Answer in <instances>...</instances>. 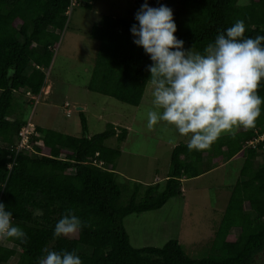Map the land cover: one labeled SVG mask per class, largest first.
Wrapping results in <instances>:
<instances>
[{
	"label": "trees",
	"instance_id": "1",
	"mask_svg": "<svg viewBox=\"0 0 264 264\" xmlns=\"http://www.w3.org/2000/svg\"><path fill=\"white\" fill-rule=\"evenodd\" d=\"M70 1L0 0V201L27 237L24 242L0 239V264H12L14 258V264H36L44 247L75 250L82 264H253L264 251V104L253 127L221 135L207 150L189 152L186 143L175 145L163 185L134 181L125 202L115 171L121 149L105 144L111 136L123 140L124 127L117 131L108 123L104 131L88 136L86 117L78 110L81 135L36 125L30 147L17 149L19 132L28 120L18 111L22 104L13 105L14 94L21 89L40 94ZM147 2L172 9L174 35L184 41L185 48L192 45L202 51L236 19L244 20L245 36L264 35V0ZM135 22L134 17L102 15L91 26L90 35L99 47L87 84L90 91L132 105L141 102L149 75L145 65L150 63L142 47L132 42L129 28ZM9 66L14 68L11 76L7 75ZM257 92L264 97V81ZM252 140L258 141L246 145ZM258 155L263 160L255 165ZM235 156L244 157L240 178L204 256L188 254L175 238L162 246L131 245L124 226L126 216L162 207L171 197L182 195V178L198 176L223 158ZM94 158L102 164H94ZM69 208L90 226L54 238L53 226ZM234 228L238 230L233 232Z\"/></svg>",
	"mask_w": 264,
	"mask_h": 264
},
{
	"label": "rangeland",
	"instance_id": "2",
	"mask_svg": "<svg viewBox=\"0 0 264 264\" xmlns=\"http://www.w3.org/2000/svg\"><path fill=\"white\" fill-rule=\"evenodd\" d=\"M84 1L68 9L67 21L59 32L53 60L46 71V82L42 88L44 93L41 91V94L34 96L28 90L21 89L14 94L13 105L20 107L22 104L18 111L34 126L39 124L74 135L82 134L78 110H82L86 117L88 136L104 131L108 123H113L117 131L121 127L126 128L123 140L111 136L105 141L107 146L121 149V154L115 160V171L116 179L123 188L122 201L125 202L134 181L147 184L158 180L156 183L163 185L164 176L169 171L172 149L179 143H187V137L181 136L173 126L163 121L151 130L145 127L146 110L152 107L149 83L138 105L124 103L87 88L99 47V41L90 35L91 26L102 15L134 17L140 4L132 0H86L91 5L88 7L83 5ZM239 129H234V132ZM255 160L256 165L263 160V156L258 155ZM243 164L244 157L235 156L198 176L184 177L182 195L171 197L162 207L146 211L144 215L133 213L126 216L124 223L132 240L135 236L137 241L162 246L168 240L164 241L168 233L180 240L188 254L204 256L208 250L200 243L207 239L210 242L231 189L240 178ZM105 167L111 168L110 165ZM246 206L249 207L248 204ZM39 213V210H35V214ZM178 219L182 229L179 228ZM170 220L174 226L170 227ZM131 223L138 225L135 232L131 230ZM177 230L181 231L177 233ZM237 230L234 228L233 232ZM158 234L160 243L153 239ZM81 249L89 251L85 246H81ZM15 261L16 258L11 263ZM253 264H264V251L256 255Z\"/></svg>",
	"mask_w": 264,
	"mask_h": 264
},
{
	"label": "clouds",
	"instance_id": "3",
	"mask_svg": "<svg viewBox=\"0 0 264 264\" xmlns=\"http://www.w3.org/2000/svg\"><path fill=\"white\" fill-rule=\"evenodd\" d=\"M134 20L129 28L132 42L150 60L145 65L152 96V107L145 113L148 130L166 122L187 137L186 148L192 152L207 150L222 134H234L238 127L254 126L264 104L257 92L264 81V35L245 36L244 20L236 19L218 31L202 51H194L174 35L173 12L165 4L150 6L144 0ZM13 72L9 66L7 75ZM12 217V211L0 201V239L26 241V233ZM89 226L69 208L54 224L52 235L69 236ZM36 264L82 261L75 250L44 247Z\"/></svg>",
	"mask_w": 264,
	"mask_h": 264
},
{
	"label": "built area",
	"instance_id": "4",
	"mask_svg": "<svg viewBox=\"0 0 264 264\" xmlns=\"http://www.w3.org/2000/svg\"><path fill=\"white\" fill-rule=\"evenodd\" d=\"M82 0H71L70 1V6L69 8H72L73 6L75 5H78ZM86 1V0H85ZM83 2V5L86 4V2ZM36 132L35 130V126L33 125V123L31 122H27L20 130L19 132V135H20V141L18 143V146H17V149L20 150V149H25V148H29L30 145H29V138L32 134H34ZM259 139H262V136L259 137ZM258 140H252V141H248L246 143V145H254ZM98 153H96L97 155ZM93 163L94 164H97V165H101L102 162L101 161H97L95 158L92 159Z\"/></svg>",
	"mask_w": 264,
	"mask_h": 264
},
{
	"label": "crops",
	"instance_id": "5",
	"mask_svg": "<svg viewBox=\"0 0 264 264\" xmlns=\"http://www.w3.org/2000/svg\"><path fill=\"white\" fill-rule=\"evenodd\" d=\"M49 85V84H48ZM42 92L41 93H44V91L43 90H41ZM40 93V94H41ZM49 93V92H48ZM36 124V123H35ZM36 125H39V124H36ZM41 126V125H40ZM226 160H229L228 158H223L222 159V162L221 163H224ZM167 177V175L166 176H164V178H166ZM165 180V179H164ZM158 181V180H157ZM157 181H153V182H148V183H156ZM182 190H183V187H182ZM225 208V207H224ZM224 210V209H223ZM144 214H146L145 212H142V215H144ZM129 217V216H128ZM125 219H126V217L124 218V221H125ZM179 220V228H181L182 229V227L180 226V219H178ZM144 222V221H143ZM143 222H141V224L143 223ZM169 224H171L170 225V227L171 226H174V225H172V224H174L173 222H172V220H170L169 222H168ZM162 225V228L164 227V224L162 223L161 224ZM124 226H125V223H124ZM131 230H133V232H135L136 231V228L138 227V225H135V223L133 224V223H131ZM169 227V228H170ZM125 228H126V226H125ZM165 228H166V226H165ZM170 230L172 231V229L170 228ZM126 231H127V233H128V235H129V238H130V243H131V245L132 246H134V247H137V248H140V247H145V246H159V245H148L146 242L145 243H143V242H141V241H137L136 239H135V236L133 237V240H132V236L130 235V233H129V231H128V229H126ZM181 230H177V233L178 232H180ZM176 233V234H177ZM212 233V232H211ZM160 234H161V232H160ZM160 234H158L155 238H153L154 239V241L155 242H161L160 241ZM171 236H173V235H169L168 233H166V237H165V239H164V241L165 240H169V239H171V238H173V237H171ZM175 237H177L176 235H174ZM167 240V241H168ZM178 240V239H177ZM179 242H180V240H178ZM134 242L136 243V244H138V245H136V244H134ZM166 242V241H165ZM207 242H209V240L207 239V240H205L203 243L201 242L200 244H203V246H207L208 244H207ZM181 243V242H180Z\"/></svg>",
	"mask_w": 264,
	"mask_h": 264
},
{
	"label": "water",
	"instance_id": "6",
	"mask_svg": "<svg viewBox=\"0 0 264 264\" xmlns=\"http://www.w3.org/2000/svg\"><path fill=\"white\" fill-rule=\"evenodd\" d=\"M77 108L81 109V107H80V106H77Z\"/></svg>",
	"mask_w": 264,
	"mask_h": 264
}]
</instances>
